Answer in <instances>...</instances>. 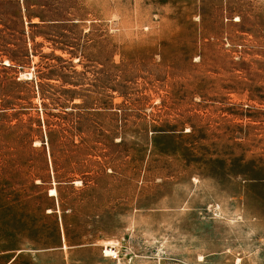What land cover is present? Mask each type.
I'll return each instance as SVG.
<instances>
[{
  "label": "rangeland",
  "instance_id": "rangeland-1",
  "mask_svg": "<svg viewBox=\"0 0 264 264\" xmlns=\"http://www.w3.org/2000/svg\"><path fill=\"white\" fill-rule=\"evenodd\" d=\"M12 257L264 264V0H0Z\"/></svg>",
  "mask_w": 264,
  "mask_h": 264
},
{
  "label": "bare ground",
  "instance_id": "bare-ground-1",
  "mask_svg": "<svg viewBox=\"0 0 264 264\" xmlns=\"http://www.w3.org/2000/svg\"><path fill=\"white\" fill-rule=\"evenodd\" d=\"M4 63H5V64H8L7 61H5ZM49 195H51V196H55V195H56V190H55V188H51V189L49 190ZM109 252H110V249L105 248L104 253L108 255Z\"/></svg>",
  "mask_w": 264,
  "mask_h": 264
},
{
  "label": "built area",
  "instance_id": "built-area-1",
  "mask_svg": "<svg viewBox=\"0 0 264 264\" xmlns=\"http://www.w3.org/2000/svg\"><path fill=\"white\" fill-rule=\"evenodd\" d=\"M108 256L111 257L112 259H116L118 257V254L115 250H111L110 249V252L108 253Z\"/></svg>",
  "mask_w": 264,
  "mask_h": 264
},
{
  "label": "crops",
  "instance_id": "crops-1",
  "mask_svg": "<svg viewBox=\"0 0 264 264\" xmlns=\"http://www.w3.org/2000/svg\"><path fill=\"white\" fill-rule=\"evenodd\" d=\"M14 257L10 258L7 262H5L4 264H11L12 263V260H13Z\"/></svg>",
  "mask_w": 264,
  "mask_h": 264
}]
</instances>
